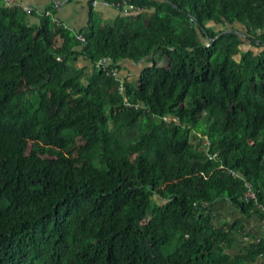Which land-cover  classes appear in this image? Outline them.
Returning a JSON list of instances; mask_svg holds the SVG:
<instances>
[{"label": "trees", "instance_id": "trees-1", "mask_svg": "<svg viewBox=\"0 0 264 264\" xmlns=\"http://www.w3.org/2000/svg\"><path fill=\"white\" fill-rule=\"evenodd\" d=\"M94 1L76 33L0 0V264L264 259L228 254L241 223L211 210L262 216L243 195L264 207V0H98L137 10L110 20ZM104 57L151 58L124 80L132 107Z\"/></svg>", "mask_w": 264, "mask_h": 264}, {"label": "crops", "instance_id": "crops-1", "mask_svg": "<svg viewBox=\"0 0 264 264\" xmlns=\"http://www.w3.org/2000/svg\"><path fill=\"white\" fill-rule=\"evenodd\" d=\"M5 4L15 2L23 4L38 13L50 12L58 22L78 33L89 25L90 0H3ZM93 10L101 14L105 20L115 19L121 15V11L115 7L103 4H92ZM31 21L34 17H30ZM241 29V26H236ZM248 50V48H245ZM151 58L141 62L124 61L120 63V76L129 83L138 81L141 72L148 67ZM76 66L83 69L86 75L94 72L92 62L79 57ZM215 223L219 227L226 224L240 222L238 230L235 231L234 243L227 250L232 256L245 253V249L253 243L264 242V225L260 217L254 213L245 216L240 210L234 208L227 199H219L211 205ZM256 264H264V259L260 258Z\"/></svg>", "mask_w": 264, "mask_h": 264}, {"label": "built area", "instance_id": "built-area-1", "mask_svg": "<svg viewBox=\"0 0 264 264\" xmlns=\"http://www.w3.org/2000/svg\"><path fill=\"white\" fill-rule=\"evenodd\" d=\"M93 3H94V4H103V5H105V6L115 7L114 4H111V3L107 2V1H98V0H95ZM17 4H18V3H15V2H9V3H8L9 6H14V5H17ZM19 5H22V6H23L26 10H28V11H31V10H32L31 8H29V7L26 6V5H23V4H19ZM119 5H120V4H117V7H115V8L119 9V10L121 11V13H123V14H125V15L128 14V13H130V14H134V13H136V11H137L136 9H134L133 6H128V7H127V5H125L122 9H120V8H119ZM126 7H127L128 9H126ZM46 15H51V13H50V12H46ZM51 16H52V15H51ZM52 19H53V21L58 22V20H57L54 16H52ZM77 37H78V39H80L81 41H83V42L85 41V37H84L83 35L79 34V35H77ZM52 50L55 51V49H52ZM97 65H98V67H101L103 70L107 71L108 74L114 75V76L116 77V79L120 81L119 91H120V93L123 94L124 97H125V98H124L125 105H126V106H130V107H132L133 105L130 104L128 98L125 96V90H126V87H125V84H124V80H123L122 77L120 76V71L117 70L116 67L112 66V60H111V58H110V57H104V58H102V59L98 62ZM137 107H138V106H136V108H137ZM165 120H166V118H165ZM176 121H177V120H176ZM177 122H178V121H177ZM204 139H205V146H206V147H210V145H211V141H210L207 137H205ZM215 156H216V155H213V156L211 157V159L215 158ZM222 168H224V167H222ZM230 173H231L233 176H235V177H239V178H241L242 180L245 181L244 177H243L241 174H239V173H237V172H235V171H232V170L230 171ZM245 182H246V183H245V192H244V195H243V201H245V202H247V203H250V202H254V203H255V205L257 206V208H258V209L261 211V213H262V216H260V219H261V221H262V224L264 225V207L258 203L257 190L255 189L254 185H253L251 182H248V181H245ZM207 206H210V205H207ZM208 211H209V209H208Z\"/></svg>", "mask_w": 264, "mask_h": 264}, {"label": "rangeland", "instance_id": "rangeland-1", "mask_svg": "<svg viewBox=\"0 0 264 264\" xmlns=\"http://www.w3.org/2000/svg\"><path fill=\"white\" fill-rule=\"evenodd\" d=\"M126 9H128V8L126 7ZM162 64H166L165 59H162ZM131 84H133V85L136 86V85H137V81H136V82L132 81ZM59 142H60V140H56V141H55V145H58Z\"/></svg>", "mask_w": 264, "mask_h": 264}]
</instances>
